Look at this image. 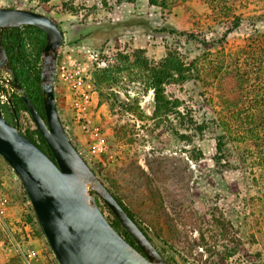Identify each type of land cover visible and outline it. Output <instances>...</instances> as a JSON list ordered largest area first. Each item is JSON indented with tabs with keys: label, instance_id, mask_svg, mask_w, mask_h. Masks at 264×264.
Listing matches in <instances>:
<instances>
[{
	"label": "rangeland",
	"instance_id": "374dc122",
	"mask_svg": "<svg viewBox=\"0 0 264 264\" xmlns=\"http://www.w3.org/2000/svg\"><path fill=\"white\" fill-rule=\"evenodd\" d=\"M169 3L170 11L165 13L149 0L135 4L126 0H0V8L40 13L64 33L54 91L62 125L107 188L135 214L167 263L249 264L243 250L251 255L264 250V232L259 233L257 224L259 193L254 187L247 188L239 173L214 164L215 126H202L206 130L201 134L187 122L193 118L206 125L227 115L223 85L211 74L228 54L245 45L243 40L251 31L230 35V47L222 50L217 41L226 29L214 22L206 0ZM192 35L205 37L207 45L188 39ZM166 48L199 59L201 80L166 86L165 95L182 103L185 120L175 114L154 119V95L142 70L117 61L119 52L129 55L141 49L151 61L160 62L166 57ZM102 63L130 66L114 90L120 97L114 110L106 102L100 103L97 93L94 74L103 69ZM83 93L91 99L88 122L75 109V101ZM2 111L11 124L23 130L35 126L25 112L14 120L7 108ZM87 124L89 130L99 133L102 146L92 139ZM16 180L19 178L0 156L2 213L26 244L30 215L21 212L25 197L22 188H14ZM98 203L107 219L113 220L109 208L100 199ZM215 218L221 222L216 223ZM28 230L31 237L45 238L36 226ZM0 239L6 240L4 233ZM13 264H22L20 257ZM40 264L52 263L43 259Z\"/></svg>",
	"mask_w": 264,
	"mask_h": 264
},
{
	"label": "trees",
	"instance_id": "16d2710c",
	"mask_svg": "<svg viewBox=\"0 0 264 264\" xmlns=\"http://www.w3.org/2000/svg\"><path fill=\"white\" fill-rule=\"evenodd\" d=\"M135 4L137 0H126ZM211 8L214 22L221 24L226 30L221 40L217 41L220 49L230 47L228 38L243 29L250 30V36L243 40L244 46L238 51L228 54L212 71L211 77L222 84V104L226 111L224 117L213 118L210 124L199 125L193 118L187 124L197 126L196 131L203 133L202 126H215L216 154L213 158L216 166L225 168L228 172H237L242 176V182L247 188H255L259 193L260 214L257 224L259 233L264 232V0H206ZM151 6L160 8L163 13L170 11L169 0H149ZM18 29H10L7 48L13 59L15 76L39 114L45 118L43 93L41 92V53L46 45V35L41 30L25 26L18 33ZM198 39L194 35L188 39L207 45L206 38ZM9 46L11 48H9ZM29 48L31 49L29 51ZM167 49L166 57L160 62L151 61L144 50H134L131 54L119 52L117 61L121 64H134L139 67L145 78L147 88L154 95V119L168 117L175 114L184 119L182 103L170 100L166 94V86L171 83H186L201 80L199 59L191 60L178 50ZM130 70V66H108L95 72V85L98 87L100 103L106 102L112 110L120 101L114 92L120 86L122 73ZM0 93H6L0 88ZM9 117L19 118L20 112H25L30 120L31 116L24 101L16 94L12 95L9 107H6ZM16 111V114L15 112ZM17 115V116H16ZM186 125L185 121H182ZM15 125V124H13ZM183 125V124H182ZM16 126V125H15ZM19 127V126H18ZM20 131L34 142L52 160L54 156L46 141L37 129L28 127ZM215 130V131H216ZM117 131V130H116ZM87 161V160H86ZM23 194L29 201L27 193ZM115 196V195H114ZM126 213L138 224L135 214L115 196ZM120 234L132 245L136 246L131 236L114 217L110 220ZM219 223L217 218L214 219ZM29 223L43 230L31 206ZM141 227V225L139 224ZM145 232V230L141 227ZM146 233V232H145ZM147 235V233H146ZM264 250H258L251 255L243 250L250 259L249 264H264ZM15 259L3 264H13Z\"/></svg>",
	"mask_w": 264,
	"mask_h": 264
},
{
	"label": "water",
	"instance_id": "95a60500",
	"mask_svg": "<svg viewBox=\"0 0 264 264\" xmlns=\"http://www.w3.org/2000/svg\"><path fill=\"white\" fill-rule=\"evenodd\" d=\"M25 26L35 27L46 35L40 82L45 118L14 76L1 38L0 71L11 77L15 93L26 104L34 129L46 141L54 160L6 119L1 106L0 156L26 191L58 264H168L90 167L62 125L54 91L64 33L54 21L40 13L0 8V33ZM98 199L109 208L136 246L113 227Z\"/></svg>",
	"mask_w": 264,
	"mask_h": 264
},
{
	"label": "built area",
	"instance_id": "2783aa9c",
	"mask_svg": "<svg viewBox=\"0 0 264 264\" xmlns=\"http://www.w3.org/2000/svg\"><path fill=\"white\" fill-rule=\"evenodd\" d=\"M102 68L107 67L105 63H102ZM9 97L6 93H0V106L1 109L9 107ZM91 103L90 96L87 93H83L75 101V109L78 114L81 115L82 119H85L87 122L88 119V108ZM88 133L92 139L96 142L97 145L102 146V140L99 136V133L91 131L88 128V124L85 126ZM5 204V199L3 192L0 191V233H4L6 240H2L4 247H11L15 251L16 256L20 257L22 264H37L39 259V254L32 248L27 247L25 242L20 241L16 232L10 228L7 218L2 213V206Z\"/></svg>",
	"mask_w": 264,
	"mask_h": 264
},
{
	"label": "crops",
	"instance_id": "0c3cea01",
	"mask_svg": "<svg viewBox=\"0 0 264 264\" xmlns=\"http://www.w3.org/2000/svg\"><path fill=\"white\" fill-rule=\"evenodd\" d=\"M13 185L14 188L21 189V183L19 182V180L17 181H13ZM2 192V190H0ZM21 212L22 213H26L28 215L31 214V205L29 203V201H26L25 199L21 200ZM31 225L33 226V224H28V226L26 225V237L28 240V242L26 243L27 247H30L32 249H34L36 252L38 251V253L40 254V259H38L37 264L42 263V260H48V262H51L52 264H58L56 257L54 256L51 248L49 247L48 242L45 240V238L43 237H31L28 227H31ZM39 248L42 250L39 251ZM41 255H43V258L41 257ZM16 254L15 251L13 250V248L11 247H4L2 240L0 239V264H3L4 262H10L11 260L15 259Z\"/></svg>",
	"mask_w": 264,
	"mask_h": 264
},
{
	"label": "flooded vegetation",
	"instance_id": "af4514ba",
	"mask_svg": "<svg viewBox=\"0 0 264 264\" xmlns=\"http://www.w3.org/2000/svg\"><path fill=\"white\" fill-rule=\"evenodd\" d=\"M22 29H18L19 30L18 33H20V31ZM8 36H9V30H6V31H3V33H0L1 42H2L3 46L5 47V49L8 53V59L11 63V68H12L13 73H14L13 64H12V62H13L12 55H11V53H9V50L7 48V45H6L8 43ZM9 48H11V47L9 46ZM14 76H15V73H14ZM1 87L5 88L6 94H8V97H9L8 100H9V102H11L12 95L13 94L16 95V93L14 91L13 86L11 85V77H8L4 71H0V88Z\"/></svg>",
	"mask_w": 264,
	"mask_h": 264
}]
</instances>
